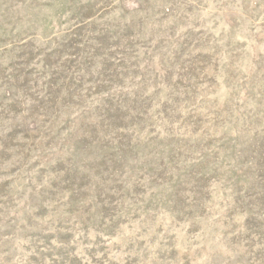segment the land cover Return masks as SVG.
I'll use <instances>...</instances> for the list:
<instances>
[{
	"label": "rangeland",
	"instance_id": "rangeland-1",
	"mask_svg": "<svg viewBox=\"0 0 264 264\" xmlns=\"http://www.w3.org/2000/svg\"><path fill=\"white\" fill-rule=\"evenodd\" d=\"M0 264H264V0H0Z\"/></svg>",
	"mask_w": 264,
	"mask_h": 264
}]
</instances>
